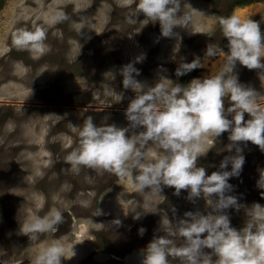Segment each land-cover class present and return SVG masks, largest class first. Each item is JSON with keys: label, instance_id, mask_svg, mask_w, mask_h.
I'll use <instances>...</instances> for the list:
<instances>
[{"label": "clouds", "instance_id": "9594fccd", "mask_svg": "<svg viewBox=\"0 0 264 264\" xmlns=\"http://www.w3.org/2000/svg\"><path fill=\"white\" fill-rule=\"evenodd\" d=\"M185 5L181 0L118 3L122 8L134 6L126 17L130 24H135L142 14L144 20L158 23L161 36L166 38L178 37L176 28L193 32V17L188 10L192 7ZM66 19L65 13L54 12L48 22L56 24ZM217 22L228 49L207 51L210 57L223 59L224 66L217 74L194 77L187 84L169 86L157 82L148 86L136 79L140 72L133 62L123 65L119 69L123 87L137 93L125 109L128 125L118 127L106 119L96 124L89 117L78 129L77 146L65 158L73 168L84 166L121 179L131 177L138 193L146 189L160 193L163 187H170L177 196L186 191L193 204L199 199L205 201L204 210L185 211L175 223L167 219L160 226L164 234L154 235L143 248L140 264H169V257L182 264H264V205L253 203L248 207V219L240 228L232 225L227 211H239L241 207L231 194L233 185L229 183L240 175L245 163L241 145L251 142L264 152V106L258 103L262 94L240 83L234 71L239 63L249 70L264 72V33L258 21L236 13L221 16ZM46 40L44 28L35 24L11 33L12 45L34 54V59L46 53ZM140 60L141 57L136 58V62ZM200 66L198 59L182 61L176 75H185ZM245 114L249 118L245 119ZM73 130L77 131L76 125ZM131 131H136V135H130ZM224 133L228 134L230 154L209 174L197 162L209 151L204 145L210 138ZM214 142L211 140L213 145ZM149 143L160 151L146 152ZM258 172L257 187L264 190V168ZM63 222L61 211L52 209L45 216H32L23 222L21 232L36 240L41 234L58 231ZM144 231L141 228L139 233L143 235ZM64 253L60 244H44L32 264H62V258H71Z\"/></svg>", "mask_w": 264, "mask_h": 264}, {"label": "rangeland", "instance_id": "374dc122", "mask_svg": "<svg viewBox=\"0 0 264 264\" xmlns=\"http://www.w3.org/2000/svg\"><path fill=\"white\" fill-rule=\"evenodd\" d=\"M236 1L181 0L182 6L186 3V8L187 4L192 7V9L188 10L191 11L193 17L191 25L193 32L183 28H176L175 32L178 33V37L166 38L161 36L159 24L144 20L145 17L143 15H140L136 23L130 26L131 24L127 21L126 17L134 11V6L128 8L120 7L121 11L129 9V12L123 13L124 18L122 19L124 25L128 28L126 32L129 33V37L119 32L120 17L114 20L112 9L116 7L113 4L122 3L123 0H0V58H26L29 52L17 50L12 45L11 33L17 28L30 29L35 24L43 27L47 33V51L42 56L43 60L41 61L58 62L59 60H63V62L68 63L72 59H76L75 62H78V58L82 55L81 48L86 52L87 48L89 49L88 43L90 39L107 25L106 32L109 31V33L103 35V41H105L107 36H111L110 38L117 40V45H115L116 43L111 45L114 48L109 52L111 54L107 53L110 56L107 55L106 62H103L108 66L106 76L110 79V83L114 84L117 59L121 63L128 64L136 60L137 57H141L140 61L147 68L156 65L155 69H160L156 74L161 73L165 75V72H169L170 69H175L173 72L176 73V69L179 66L177 58L180 55L187 62H191L192 56L199 55L203 51L205 52L204 57H210L207 51L213 49L217 43L222 46L221 49L225 52L228 51L227 40L222 36L217 21L221 16H228L234 13L235 7L238 5ZM244 1L246 3L243 4V7L248 8L246 16L258 21L261 31L264 33V0ZM54 12L65 13L68 19L60 23L50 24L48 22L49 16ZM100 12L101 14L99 15ZM82 25L84 27L80 32L79 30ZM110 31H114V33H110ZM116 33L124 36L125 45L118 44L119 37L116 36ZM117 50L121 51V55L117 54ZM58 51L59 59L55 55ZM212 57H216V60L213 59L216 64L211 66V68L202 70L201 78L213 74V70L221 67L223 63L222 57ZM158 60L163 61L162 66H160ZM220 61L221 64L218 65ZM262 62H264V58H262ZM241 67L243 68V70H240L242 77H245L252 71L239 65V63H237L234 71L236 73L240 72L238 69ZM221 69L218 70L220 71ZM17 70L21 71L20 68ZM193 75L197 77L198 73L193 72ZM75 79L78 80V78H74L66 84L71 85L72 82L78 84V81ZM258 80L259 86L257 87V92L262 94L258 98V103L264 106V72L261 71L258 74ZM43 83H45V80ZM16 108L19 109L18 112L26 110L23 105H19ZM75 110L78 111L77 108ZM109 112L110 110H106L108 115ZM41 117L38 118V125L35 119H29L25 125L21 123L20 126L23 133L29 134L34 139H39L44 134L46 123L54 119L51 115ZM94 117L97 124V121H102L105 115L95 113ZM77 119L75 117L73 122L76 126ZM213 139L216 140L215 138H210V142L204 145V147L206 148L212 144L211 140ZM65 141L67 142L66 139ZM64 143L62 141V144ZM42 148H37V153L33 155L23 153V157L27 156L31 158L33 166L24 171L27 175L18 182L24 181L14 190V194L16 195L11 194V196H7L3 192L6 184L3 181L1 183L0 225L4 227L6 222L7 225L5 230H3L4 235L0 238V258L6 261L21 259L25 264H32L42 245L57 243L64 247L65 257L71 256V258H62V264H78L89 252L97 254L99 258L100 256L104 255L105 257L108 255V258L111 257L109 259L110 264H115V261L116 263L121 262V260L111 256H115V254L123 258L125 257L124 260L126 261L124 264H140L141 252L146 244L154 235L164 234L160 231V226L167 219H171L175 223L176 219L182 217L185 211H190V201L189 203L188 201L185 203V208H182L181 204H179V208H176L169 202L168 198H173L174 194L169 195L170 189L166 187H163L160 193L148 189L144 193H138L134 188L131 177L121 179L113 174L89 169L84 166L73 168L66 162H63V164H67V170L63 168L64 166L58 168L49 167L48 164L51 158L48 156L45 148ZM204 165L206 166L203 167L209 173L216 170L212 165L208 166L210 164ZM1 168L3 170V167H0V175L2 174ZM62 168L64 171H61ZM180 196H184L183 193H180ZM198 201L200 202V210H204L206 208L205 201L203 199H199ZM122 202L125 203L123 204ZM117 203H121L120 206H123L118 208L116 207ZM82 205H86L88 208L87 213L82 215L83 217L78 213V210L76 211L75 207ZM126 206L129 208H126ZM40 208H42V211H39ZM132 208L133 210H131ZM52 209H57L63 214L64 222L59 225L58 230L60 231L61 228V231L64 233L60 234L59 231L49 232L41 234L36 240H30L27 235L22 234L21 224L23 222L30 220L32 216H45ZM135 209L136 211H134ZM96 211L100 212L97 216H105V220L98 222L97 226L92 225V227L84 219H87L92 214L91 212ZM228 214L230 215L232 225L237 228H240L248 219L240 211H232L228 212ZM74 216L76 217L75 222H73ZM148 216L151 219L149 224H147L145 219H149ZM158 220L160 221L158 222ZM69 222L73 224L71 229ZM128 225H136L135 230L127 228ZM105 227H110L115 233L123 229L124 233L118 238L120 245L118 244V239L114 240L104 236V233L108 231ZM141 228L145 229L142 238L139 233ZM127 232L129 235L126 234ZM135 238L136 240H134ZM122 239L123 241L128 240L130 242L122 244ZM107 243H112V246L108 247ZM177 243L179 244L181 241L177 239ZM73 253L74 255H72ZM24 263L22 262L21 264ZM181 263L180 260L176 263L169 262V264Z\"/></svg>", "mask_w": 264, "mask_h": 264}, {"label": "flooded vegetation", "instance_id": "af4514ba", "mask_svg": "<svg viewBox=\"0 0 264 264\" xmlns=\"http://www.w3.org/2000/svg\"><path fill=\"white\" fill-rule=\"evenodd\" d=\"M236 2L238 5L235 7L234 13L246 3L244 0H237ZM113 5L116 6L112 9L114 20H117L119 17L120 20H122L124 18L123 13L129 12V9L121 11V8L117 3ZM100 14L101 12L99 15ZM120 20L119 32L123 35L126 34V37H129V33L126 32L128 28L124 25V21ZM106 26L98 32V34L93 36V39H90V42L88 43L89 49L87 48L86 52L81 48L82 55L78 58V62H75L76 59H72L68 63L63 62V60H59L62 63L59 61L43 62L41 61L43 60L42 56L38 59H34L33 54L31 53H27L26 58H0V167H3V170L1 168L2 174L0 175V187L3 181L6 184L3 192L7 196L14 194V190L24 182L21 181V183H18L22 178L26 177L27 173H24V171H27V168L33 166L31 158L27 156L23 157L24 152L33 155L37 153V148L44 147L48 156L51 158L48 166L56 168L64 166L63 168H66L67 170L68 166H66L67 164L64 165L63 162L65 163L66 155L77 146L78 129L79 127H82L83 122L86 119L92 117L95 122L96 118L94 117V114L101 113L105 115L104 119L110 124H115L118 127H126L128 125L124 114L125 109L130 100L134 98L137 93L133 92L131 89H125L123 87L122 76L119 74V69L126 64L121 63L120 60L117 59L116 72L114 73V84L110 83V79L106 76L108 66L103 62H106V56L111 54L109 52L114 48L111 45L115 43V45H117V40L110 38L111 36H107L105 41H103V35L109 33V31L106 32ZM130 26H132V24ZM111 32L114 33V31H110V33ZM123 35L116 33V36L119 37L118 44L121 43V45H125L126 42L124 41ZM220 48H222V46L218 45V43L213 47V49ZM116 52L121 55V51L117 50ZM204 53L205 52L203 51V53L199 55L196 54L191 58V60L198 59L201 62V66L182 76H177L176 73L173 72L175 69H170L169 72H165V75L161 73L156 74V72L160 71V69H155L157 67L156 65L147 68V66L141 61L136 62V60H133L132 62L134 63V66L139 69L140 72V74L136 76V79L145 82L148 86H152L157 82H163L169 86H172L175 83L187 84L194 78L193 72L198 73L197 77H201L202 70L211 68L213 59L215 60L216 57H204ZM55 55L59 59V51L56 52ZM177 60L179 61L178 65H180L182 61L187 62L181 55ZM158 61L160 62V66H162L163 61ZM220 64L221 61L218 65ZM223 66L222 63L221 67L223 68ZM221 67L213 70L214 73L212 75L217 74L219 72L218 69H221ZM18 68L21 69L20 72L17 70ZM240 70H243V68L241 67L238 69V71ZM260 72L261 70L253 69L250 74L242 77L240 71L237 73L239 82L246 86H251L257 91V87L259 86L258 74H260ZM155 75L157 76L156 78ZM74 78H78V80L75 79L78 81V84H74V82H72L71 85L66 84ZM44 80L45 83H43ZM107 91H109V93H107ZM21 93L25 94L20 96ZM19 105H23L26 110L18 112L19 109L16 107ZM227 106L228 101L226 99L225 107ZM75 108H77L78 111H76ZM106 110H110L109 115L106 113ZM45 115H51L54 119H51L46 123L44 134L39 139H34L33 137H30L29 134L23 133L20 126L21 123H24L25 125L28 123L29 119H35L38 125V118ZM75 117L78 118L77 131L73 130ZM247 118L249 117L245 114V119ZM97 122V124L101 123V121ZM129 134L136 135V131H131ZM62 141L65 143L62 144ZM228 144L229 140L227 133L216 138L214 145L210 144L206 147L210 149L205 156L199 158L197 162L198 166L203 167L206 166L204 164H210L208 166L212 165L217 170L221 160L230 154L227 151ZM149 146H151V148ZM241 146L243 147L245 163L240 175L231 178L229 183L233 185L231 194L235 195L241 204L239 210L240 213L247 216V208L253 203L264 205V196L261 195V192L264 190L259 189L256 183L259 178L258 169L264 168V152L251 142ZM148 148L150 150H148ZM151 150H153V152ZM158 150L160 151L156 145L151 143H149L145 149L146 152L150 151L149 153L151 154H154L155 151L158 152ZM63 168L61 171H64ZM166 188L170 189L169 195L174 194L173 198H168V201L176 208H179V204H181L180 206L182 208H185V203H187V201L189 203V200L187 199L188 193L182 191L181 193H183L184 196H177L175 195V190L173 188ZM199 204L200 202L198 200L195 204L191 202L189 209L191 211H194L197 208L200 209ZM75 207L80 215L87 213L88 208L86 205ZM227 211L229 213L232 211L238 212L231 208ZM91 213L92 214L88 219H96L97 222L105 220V216H97L100 212L96 211ZM148 218L149 219L145 218L147 224H149L151 220L149 216ZM75 221L76 217L73 219V222ZM69 224L71 229L73 224L72 222H69ZM6 225L7 222L4 227L0 225V238L4 235L3 230H5ZM127 228L135 230L136 225H128ZM105 229H108V231L104 233V236L107 238L110 237L114 240H117L124 233L123 229L117 233L113 232V229L111 230L110 227H105ZM59 233H64L61 231V228ZM126 234H128V232ZM140 237L142 238V235H140ZM124 242L129 243L130 241H123L122 239V244ZM118 244L120 245L119 239ZM107 245L108 247H111L112 243H107ZM111 256L115 259L121 260L119 263H116L114 260L115 264H124L126 261L124 260L125 257L123 258L116 254L115 256ZM109 259H111V257L108 258V255L105 257L103 255L99 258L97 254L95 255L89 252V254H87L78 264H110ZM178 261V259L169 257V262L171 263H176ZM22 262L24 263L21 259L17 261H6L0 258V264H21Z\"/></svg>", "mask_w": 264, "mask_h": 264}, {"label": "bare ground", "instance_id": "6f19581e", "mask_svg": "<svg viewBox=\"0 0 264 264\" xmlns=\"http://www.w3.org/2000/svg\"><path fill=\"white\" fill-rule=\"evenodd\" d=\"M58 3V2H57ZM60 7V6H59ZM51 9V8H50ZM248 9V8H247ZM247 9L246 8H244V7H241V8H238L237 9V11H236V14H238V15H241L242 17L243 16H246L247 15V13H248V11H247ZM22 10V9H21ZM98 11V10H97ZM49 12H50V10H49ZM90 14V13H89ZM75 16V15H74ZM16 17V16H15ZM99 48V47H98ZM96 50H97V48H96ZM95 51V50H94ZM97 53V52H96ZM18 59V58H17ZM216 60V59H215ZM221 60V59H220ZM23 61V60H22ZM206 61H208V60H206ZM205 61V62H206ZM205 62H204V65H205ZM211 63V62H210ZM209 63V64H210ZM216 63L214 62V60H213V62H212V66L213 65H215ZM210 67V66H209ZM10 79V78H9ZM8 79V80H9ZM10 81V80H9ZM8 81V82H9ZM4 83V82H3ZM2 84V83H1ZM14 85V84H13ZM12 85V86H13ZM26 85V84H25ZM20 114V113H19ZM23 118V117H22ZM21 118V119H22ZM20 122V121H19ZM19 124V123H18ZM12 125V124H11ZM13 125H15V124H13ZM12 128V127H11ZM8 131V130H7ZM56 139H58V138H56ZM150 148H151V146H149ZM153 148V147H152ZM24 150H26L25 148H23ZM154 149V148H153ZM28 150V149H27ZM148 150H150L149 148H148ZM152 152H153V150H151ZM159 151V150H158ZM148 152V151H147ZM150 152V151H149ZM156 152V151H155ZM155 152H154V154H155ZM149 190V189H148ZM152 191V190H151ZM155 192V191H154ZM158 193V192H157ZM154 194H156V193H154ZM156 195H158V194H156ZM154 196V195H153ZM159 196V195H158ZM157 198V197H156ZM126 201V200H125ZM128 201V200H127ZM155 201V200H154ZM153 202V201H152ZM157 202V201H156ZM123 203V202H122ZM125 203V202H124ZM123 203V204H124ZM127 203V202H126ZM154 203V202H153ZM118 204V203H117ZM121 205V203L120 204H118L116 207H118V208H121L122 206H120ZM129 206V205H128ZM128 206H126V208L128 207ZM149 207V206H148ZM151 207V206H150ZM129 208V207H128ZM134 208V207H133ZM133 208L131 209V210H133ZM150 209V208H149ZM39 211H42V208H40L39 209ZM127 211H129V210H127ZM134 211H136V209L134 210ZM122 212V211H121ZM149 212V211H148ZM164 213V212H163ZM82 216V215H81ZM83 217V216H82ZM119 218H121V217H119ZM123 219V218H122ZM82 220H83V218H82ZM84 220H86V222H89L90 224H91V226L92 225H96L97 226V221H96V219H88V217H87V219H84ZM160 220H158V222H159ZM82 224H83V222H82ZM93 227V226H92ZM91 229V228H90ZM87 230H88V228H87ZM79 233V232H78ZM86 233V232H85ZM67 234V233H66ZM79 234H82V233H79ZM139 238V237H138ZM135 240V239H134ZM82 241V240H81ZM80 242V241H79ZM139 242V241H138ZM90 251V250H89Z\"/></svg>", "mask_w": 264, "mask_h": 264}]
</instances>
